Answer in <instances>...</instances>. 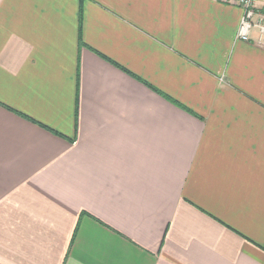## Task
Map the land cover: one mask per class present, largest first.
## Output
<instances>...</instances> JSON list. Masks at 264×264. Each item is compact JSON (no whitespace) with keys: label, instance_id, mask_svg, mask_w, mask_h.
<instances>
[{"label":"crops","instance_id":"0c3cea01","mask_svg":"<svg viewBox=\"0 0 264 264\" xmlns=\"http://www.w3.org/2000/svg\"><path fill=\"white\" fill-rule=\"evenodd\" d=\"M241 16L0 0V264H264V48Z\"/></svg>","mask_w":264,"mask_h":264},{"label":"built area","instance_id":"2783aa9c","mask_svg":"<svg viewBox=\"0 0 264 264\" xmlns=\"http://www.w3.org/2000/svg\"><path fill=\"white\" fill-rule=\"evenodd\" d=\"M241 8L242 16L237 31V39L251 42L253 33H257V45L264 48V11L257 9V0H219Z\"/></svg>","mask_w":264,"mask_h":264}]
</instances>
